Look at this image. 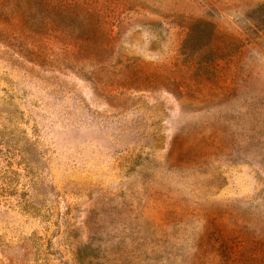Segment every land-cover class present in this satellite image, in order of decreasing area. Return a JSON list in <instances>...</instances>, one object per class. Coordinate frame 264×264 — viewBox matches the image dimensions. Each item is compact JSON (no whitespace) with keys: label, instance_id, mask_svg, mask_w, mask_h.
<instances>
[{"label":"rangeland","instance_id":"rangeland-1","mask_svg":"<svg viewBox=\"0 0 264 264\" xmlns=\"http://www.w3.org/2000/svg\"><path fill=\"white\" fill-rule=\"evenodd\" d=\"M0 264H264V0H0Z\"/></svg>","mask_w":264,"mask_h":264}]
</instances>
